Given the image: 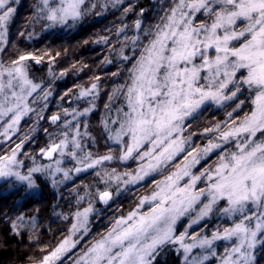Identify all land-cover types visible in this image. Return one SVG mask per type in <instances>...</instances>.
<instances>
[{
  "label": "snow or ice",
  "instance_id": "6c2138e0",
  "mask_svg": "<svg viewBox=\"0 0 264 264\" xmlns=\"http://www.w3.org/2000/svg\"><path fill=\"white\" fill-rule=\"evenodd\" d=\"M12 2L14 0H0V42L7 40L9 24L16 11ZM42 4L43 7L37 9L43 14L39 18H46L52 25H65L69 21L74 25L88 12L85 0H58L56 4L42 0ZM135 26L141 29V22L137 20ZM144 32L148 43L133 65L131 83L109 96L112 101L119 94L125 103L116 109L115 119L104 121V131L109 140L120 146V161L136 159L147 163L141 164L135 173H124L126 179L117 175L115 169L106 174L111 180L134 184L180 153H186V163L157 182L158 190L150 197H143L138 208L127 217L118 219L108 235L97 241L78 264H152L161 247L178 241L185 253L193 247L210 248L212 240L208 238L191 245L183 244V237L174 235V227L182 216L195 210L196 205L202 206L193 223L208 216L221 203L224 206L219 211L223 215L239 217L232 228L225 229L223 237L213 233V240L235 237L237 241L232 248L237 258L229 255L224 264H252L253 252L249 250L254 249L258 241H264V0H174V6L166 10L161 22ZM5 50L0 49V52ZM42 59L28 53L19 55L8 67L0 63V77L7 76L6 81L0 80V94L4 97L0 101V119L8 118L0 136L6 139H10L9 132L14 133L22 116L31 110L24 103L26 97L40 87L29 79L30 66L24 62L35 60L39 64ZM17 87L19 92L15 90ZM96 88L97 85L92 84L79 95L87 97ZM245 90L251 94L253 107L239 124L231 119L230 112V119L223 126L217 124L205 129V133H216L207 145L191 150L185 148L187 140L182 133L206 102L220 104L235 100ZM47 95L45 93V98ZM244 102L240 100L236 108ZM105 108L110 109V105L105 104ZM91 110L86 108L76 116H85ZM50 120L55 124L60 117L53 115ZM109 123L117 127H109ZM66 126L71 127V122H66ZM79 126L77 121L71 144L82 154L71 149L68 152L80 165L75 168L76 173L116 159L114 155L93 158L91 153L83 154V147L76 138L81 135ZM87 126L85 123L84 127ZM62 135L64 139L41 149V154L48 159L56 152L64 156L69 147V135L68 132ZM22 144L23 140L10 155L0 156V178H15L29 189L37 187L33 173L45 170L53 178L54 186L59 183L55 179L57 173L62 172L65 180L71 179L70 170L60 167V159L55 161V168L44 165L30 168L27 174L17 171L22 162L17 160L16 150ZM210 154H217L218 162L198 174L194 172L192 169ZM181 181H184L182 185ZM200 184L205 186L199 187ZM99 199L107 203L111 193L99 192ZM145 203L151 207L146 213L140 212L139 208ZM91 211L89 207L83 213L77 212L78 221L80 217L86 221ZM23 222L22 215L12 221V235L23 236ZM80 226L83 222L74 224L73 231ZM67 244L68 239H65L43 256L39 264H53L60 253L67 250ZM205 259L206 256H193L186 264H203Z\"/></svg>",
  "mask_w": 264,
  "mask_h": 264
},
{
  "label": "trees",
  "instance_id": "16d2710c",
  "mask_svg": "<svg viewBox=\"0 0 264 264\" xmlns=\"http://www.w3.org/2000/svg\"><path fill=\"white\" fill-rule=\"evenodd\" d=\"M37 3L38 0L19 2L8 29L7 40L3 45L0 44V49H6L0 52V63L5 67L21 54L30 53L43 58L39 64L35 60L24 62L30 66L29 78L40 87L28 98L26 104L31 110L22 117L16 131L9 132L10 139L0 136V156L9 155L23 140L21 153L27 154L29 159H40L37 152L51 143H59L65 138L62 133L68 132L71 140L79 121L81 135L77 139L83 147V153H91L93 158L114 155L116 159L103 166L97 165L95 169L68 181L62 180V185L54 186L52 180L39 176L35 180L39 189L36 194L28 193L25 186L18 187L12 180L1 184L0 264H30L42 259L67 235L76 209L95 202L99 192L110 191L114 194L113 201L94 218L99 222L97 225L93 223L88 238L82 240L77 249L62 261L66 263L67 259L83 252L103 236L109 229L103 224L104 221L125 216L138 203L141 194L150 193L153 185L170 175L186 155L182 153L174 162L162 167L142 183L132 188L126 187L118 193H115L114 188H109L106 185L108 183H102L103 179H106L105 182L111 181L109 177L106 178V173L113 169L116 173L132 172L139 164L136 159L122 163L119 160L120 146L109 140L104 131V121L115 119L116 109L125 103L119 94L112 101H109V96L131 83L133 65L149 39L144 30L154 29L161 22V17L165 16L166 10L174 6V0H85L88 12L81 20L74 25L69 21L68 24L54 27L47 24L46 18H39L41 14L37 12ZM137 20L141 22V29L135 26ZM125 56L129 59L125 60ZM92 84H96L97 88L89 96L80 97V91L91 88ZM45 93H48L46 98ZM105 104H109L110 109H106ZM231 106H204L195 119L188 121L182 136L187 137L192 131L198 138L199 133L222 119L226 109ZM86 108L92 110L85 116H76V113ZM53 115L60 117L55 124L50 120ZM241 115L242 110L239 109L235 119ZM7 119L4 117L0 120V132H3ZM69 121L71 127L66 126ZM85 123L87 128L84 127ZM109 127L115 128L117 125L109 123ZM85 132L88 134L84 135ZM74 151L78 155L82 154L80 149ZM216 156L212 154L205 162H211ZM39 163H44V160H39ZM97 172L100 175H96ZM57 178L62 179L61 175ZM9 187L12 189L4 193ZM79 196L83 199H79ZM21 215L24 217L22 237L11 232L12 221ZM152 264H180V254L176 253L172 245H165L158 250Z\"/></svg>",
  "mask_w": 264,
  "mask_h": 264
},
{
  "label": "rangeland",
  "instance_id": "374dc122",
  "mask_svg": "<svg viewBox=\"0 0 264 264\" xmlns=\"http://www.w3.org/2000/svg\"><path fill=\"white\" fill-rule=\"evenodd\" d=\"M20 1L21 0H14V2H12V6L16 9V7L18 6V4H19ZM49 3L50 4H56V3H58V0H49ZM38 7H43L42 0H38L37 9H38ZM14 14H13V17H14ZM39 14H41V13H39ZM41 15H43V14H41ZM197 15L199 16V14H197ZM199 18L200 19H203V17H201V16H199ZM42 19H45V18H42ZM46 22H47V24L49 26H52V27L60 25V24L52 25L51 22H49L47 19H46ZM10 24H9V26H10ZM47 28L51 29L50 27H47ZM4 43L5 42H0V44H2V45ZM0 80L6 81L7 80V76L5 75L3 77H0ZM14 83H15V81H14ZM15 90L17 92L20 91L19 87H17ZM6 91H8V90L6 89ZM242 92L238 94V99L231 100V101H221L220 104H217V103H214V102H210L209 101V102H206L205 105H203L201 107V109L204 106H206V105H212L214 107H224V105H228L229 106L230 104H232L231 107H229V108L226 109V111L224 112L225 115H223L222 119L218 120L215 125L220 124V125L223 126L225 124V122L229 121L230 118L228 116V113H230V112L232 113L231 119L234 120L237 124H239L244 119L245 114L246 113H249L251 111L252 107H253L252 102H251V94L248 91H246V90L245 91H242ZM240 95H241V97H240ZM243 96L244 97L246 96L248 98L246 99V97L244 98ZM29 97L30 96H27L26 97V100L24 101V103H27ZM3 98H4L3 95L0 94V101H2ZM240 100H243V101L246 100V101L242 105H240L239 108H236V105L239 103ZM233 103H236V104H233ZM233 109H236V110L233 111ZM239 109L242 110V115L238 119H235L236 116H237V111ZM200 110H198V112ZM0 120H2V119H0ZM213 127H211V128H213ZM215 135H216L215 132L205 133V131H202L201 133H199L197 135L198 138H196V134L194 132L190 131V134H188L187 137H183V138H185L187 140V143L185 144V148L186 149H192L194 147L202 148L205 145H207L208 142H209V139L212 138V137H214ZM199 138H202V139H199ZM197 139H199L200 141L198 142ZM145 147H147V145H145ZM21 148L22 147H20L19 149L16 150L17 151V160L18 161H21V162L23 160L24 162H22L17 167L16 170L17 171H20L22 174H27L28 173V170L30 168H32V167H40V166H44V165H52V167L55 168V161L57 159H60L62 161V163L60 165V167L62 169L70 170L69 174L71 176V179L74 176H76V175H80V174L85 173L88 170H90V169H88V170L82 171L80 173H76L75 172V168L76 167H79L80 165L77 163V161L75 159H73V157L71 155L68 154V152L70 150L69 148H72L71 140H69V147L65 149V155L64 156H61L59 154V152H56V153H54L52 155V158L51 159H47L44 155H42L41 154V150H39L37 152V155H38V157L40 159H38V158H31V159H29V156L27 154L21 153V151H22ZM46 148H42V149H46ZM71 150H78V149H73L72 148ZM83 154H85V153H83ZM181 154L182 153H180L179 155H177V157L180 156ZM20 156H23V158H20ZM210 156H212V154H210L209 156L204 157L203 159H201L200 163L197 164L195 166V168H193L192 170L194 172H197V174H198L199 171L203 170L204 168L208 167L209 165H213V164H215V163L218 162V155L211 162H205ZM176 158L173 161H171V162H169L167 164H162L156 171L151 172L143 180H141V181H139L137 183H134V184H131V183L130 184H124L123 182H117V181L111 180V179L110 180L112 182L111 181L110 182H105L106 179H103V182L102 183L103 184L104 183H108L106 185L109 188H111V187L114 188L115 193H118L119 190H122V189H124L126 187H129L130 186V188H132L133 186H136V185L142 183L145 179L149 178L154 173L158 172L162 167H165L166 165L171 164L172 162H174L176 160ZM188 159L190 160L191 157H188ZM39 160H44V163H39ZM130 160L131 159H129L128 161H130ZM128 161H125V162H122V163H127ZM108 162H110V161H105L104 163H108ZM146 163H147V161H139V164L130 173H135L136 171H138V169H139V167H140L141 164H146ZM153 163H155V161H153ZM185 163H186V161H185V159H183L182 162H180V165L173 172H176L178 170V168L182 167ZM124 173H126V172H120V173H116V174L117 175H121L122 179H126L127 177L123 176ZM59 175H61V177H62L61 180H59L57 178ZM39 176L40 177H42V176L43 177H46V178H48L50 180L53 179L52 177L48 176L47 170H45L44 172L33 173V179L34 180H36V178L39 177ZM108 177L109 176L106 175V178H108ZM55 179H57L59 181V183H58L59 185H62V183H63L62 180L65 181L62 172L61 173H57ZM185 179H187V178H185ZM9 180H12L15 184L18 185V187L19 186H25V190L28 193H30V194H36L38 192V190H39L38 189V185H37L36 188L29 189L26 184H21L15 178H8V179L0 178V185L3 184V183H6ZM68 180H70V179H67L66 181H68ZM163 180H160L158 182H161ZM180 183L182 185L184 183V181H181ZM36 184H37V182H36ZM204 186L205 185H203V184H200L199 185V187H204ZM11 189L12 188L9 187L7 190H4L3 192L6 193V192H8ZM156 190H158L157 189V182L153 185L152 189L150 190V193L148 191L146 193L141 194V197H139L138 203L134 207H131L129 209V211L126 212L125 216H121V217H127L130 212H132L133 210H135V209L138 208V206L140 205L141 199L143 197H150L152 195V193L154 191H156ZM113 195L114 194L111 193V199L108 200L107 203H104V202H102L99 199V194H98L96 196V198H95V202H92V203L88 204V206H85L84 208L76 209V211L73 213V216H72V222H71V227L69 228V232L67 233L66 236H64L61 239V241L55 247V249H56L63 241H65V239H68V244L66 245L67 250L61 252L60 253V258L58 260H55L53 262V264H61L62 261L69 255V253H71L72 251H75L74 249L80 245V243L82 242V240H84L86 237L88 238V236L91 234L90 231H91V229L93 227V223L96 222V225H97V223L99 222V221H95L94 218L97 217V215H99L101 213V211H102L103 208H106V207H108L111 204V202L114 199V196ZM81 198L83 199L82 196H79V199H81ZM205 202H207V201H205ZM201 206L202 205H196L195 206V210H192L189 213L185 214L184 216H182L177 221V223H176V225L174 227V235L176 237H178V238L182 236L183 237L182 243L185 244V245H191V244H194V243H198V241L200 239L208 238L209 240H212L211 247L210 248L208 246H205L203 248H201V247H193L190 252L185 253L184 248L181 247V243L179 241L178 242H173V243H168V244L172 245V247L175 249L176 253H179L180 254V264H186V261L187 260H191L193 256H195L197 258H203V257L206 256L207 259L203 260V264H224L225 258L227 256H229V255H231L233 259H236L237 258V254L232 253V248L237 243L235 237H232L231 239L220 238V239H214V240L212 239V237H213V233H217L218 235H220L221 237H223L224 236V233H225V229L226 228H232L234 226V222H238L239 221V217L238 216H235V217L229 218V217L223 215L219 211V208L224 206L223 203H221L219 205V207L216 210H214L212 213H210L208 216L204 217L203 219H200L198 223H193V220H195L198 217L199 208ZM89 207L92 208V211L88 213L87 218H86V221H84V218L83 217H80L79 218V221H78V218L76 216V213L77 212L83 213V211L85 209L89 208ZM150 207H151V205L149 203H145L142 207L139 208V211L146 213V212H148V210H149ZM121 217H117V219L114 218V220L112 219L110 221L109 220L104 221L103 224L104 225L106 224L107 227H109V229L103 234V236H101L99 239H97L94 242H92V244H90L88 246V248H86L83 252H79L77 255L73 256V258H71L70 260L67 259V262L66 263L64 262L62 264H78V262H80L82 260V258L85 256V253H87L88 250L97 241L101 240L103 237H105V236L108 235V233L116 225V221L118 219H120ZM78 222H83V226H80V227H78L77 230L73 231V225L74 224H78ZM189 225H191V227H189ZM186 229H187V233L185 234V230ZM168 244H166V245H168ZM249 251H252L253 252L252 264H264V241H258L257 244H256V246H255V248L254 249H251ZM30 264H39V260L38 261L37 260L36 261H33Z\"/></svg>",
  "mask_w": 264,
  "mask_h": 264
},
{
  "label": "water",
  "instance_id": "95a60500",
  "mask_svg": "<svg viewBox=\"0 0 264 264\" xmlns=\"http://www.w3.org/2000/svg\"><path fill=\"white\" fill-rule=\"evenodd\" d=\"M53 154H54V153H53ZM53 154H52V155H53ZM47 159H48V158H47Z\"/></svg>",
  "mask_w": 264,
  "mask_h": 264
}]
</instances>
